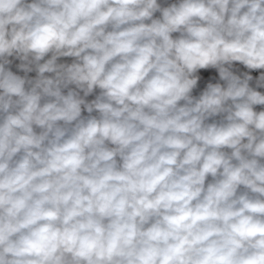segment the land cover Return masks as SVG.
I'll return each instance as SVG.
<instances>
[{
	"label": "clouds",
	"instance_id": "9594fccd",
	"mask_svg": "<svg viewBox=\"0 0 264 264\" xmlns=\"http://www.w3.org/2000/svg\"><path fill=\"white\" fill-rule=\"evenodd\" d=\"M252 70L264 0H0V264H264Z\"/></svg>",
	"mask_w": 264,
	"mask_h": 264
},
{
	"label": "crops",
	"instance_id": "0c3cea01",
	"mask_svg": "<svg viewBox=\"0 0 264 264\" xmlns=\"http://www.w3.org/2000/svg\"><path fill=\"white\" fill-rule=\"evenodd\" d=\"M64 60H67L68 62H70V58H62ZM19 63V61H14L13 65H12V70L14 72H17V74L23 75L22 72H18L15 65ZM234 70H238V72H244V71H248L243 65L239 64L238 62H234ZM260 71H264V70H252L251 71V75L254 77V79L259 75ZM30 76H34L35 73H30ZM201 75V81L199 82L198 88L196 90H194V95L198 94L199 91H201L203 89V87L206 85V83L208 82V80L210 78H215L212 80V82H216V80L219 79L218 77V73L216 72V70L214 69H209V70H201L200 72ZM254 83V81H253ZM258 91H261L262 93H264V89H257ZM91 98V97H90ZM264 109V106H257L256 110H262Z\"/></svg>",
	"mask_w": 264,
	"mask_h": 264
}]
</instances>
